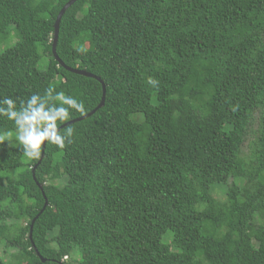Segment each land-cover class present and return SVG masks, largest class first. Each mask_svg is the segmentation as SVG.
I'll list each match as a JSON object with an SVG mask.
<instances>
[{
	"label": "trees",
	"instance_id": "obj_1",
	"mask_svg": "<svg viewBox=\"0 0 264 264\" xmlns=\"http://www.w3.org/2000/svg\"><path fill=\"white\" fill-rule=\"evenodd\" d=\"M67 1L0 0L17 110L49 88L84 103L72 119L100 102L52 54ZM55 52L104 104L39 163L0 118V264H264V0H75Z\"/></svg>",
	"mask_w": 264,
	"mask_h": 264
},
{
	"label": "clouds",
	"instance_id": "obj_2",
	"mask_svg": "<svg viewBox=\"0 0 264 264\" xmlns=\"http://www.w3.org/2000/svg\"><path fill=\"white\" fill-rule=\"evenodd\" d=\"M148 84L156 87V79L149 77ZM54 88L46 90L42 97L31 95L19 110L16 101L5 96L0 100V118H6L14 123L16 138L22 147L24 156L28 159H39L42 145L45 142L64 149L73 142L74 129L70 126L61 132L58 125L72 119L73 112L83 114L86 112L84 103L63 91L54 93ZM58 101L59 103H55ZM7 139L0 135V143Z\"/></svg>",
	"mask_w": 264,
	"mask_h": 264
},
{
	"label": "water",
	"instance_id": "obj_3",
	"mask_svg": "<svg viewBox=\"0 0 264 264\" xmlns=\"http://www.w3.org/2000/svg\"><path fill=\"white\" fill-rule=\"evenodd\" d=\"M75 0H68L59 10L55 20H54V24H53V27H54V31H53V38H52V47H51V50H52V54L54 56V58L59 62V64L61 66H63L64 68H66L67 70L69 71H72L74 73H78V74H81V75H84V76H90V77H94L96 78L97 80H99L102 84V95H101V99H100V102L99 104L93 109L91 110L90 112H88L87 114H84L80 117H77V118H74V119H71L67 122H65L64 124H62L61 126H59L58 128L60 129L61 127L65 126V125H68L72 122H75V121H78V120H81L85 117H88L89 115H91L96 109H98L99 107L103 106L104 104V99H105V86H104V83L103 81L96 75L92 74V73H89L87 72L86 70L84 69H78V68H72V67H69V66H66L62 60L57 56L56 52H55V46H56V41H57V36H58V29H59V22H60V19L62 17V15L64 14L65 10L74 2ZM46 143V142H45ZM44 148H45V144L42 145V152H41V156L40 158L38 159V162L40 161V159L42 158L43 154H44ZM37 164L34 165V167L32 168V175L34 177V170H35V167H36ZM37 183V186L40 188L41 192H42V196L44 197V203H43V206L42 208L40 209V211L38 212V214H36V216L32 219L31 221V224H30V228H29V238H31V233H32V225H33V222L35 220V218L44 210V208L47 206L48 204V200L47 198L45 197V194L43 192V189H42V185L38 182ZM44 260V259H42Z\"/></svg>",
	"mask_w": 264,
	"mask_h": 264
},
{
	"label": "rangeland",
	"instance_id": "obj_4",
	"mask_svg": "<svg viewBox=\"0 0 264 264\" xmlns=\"http://www.w3.org/2000/svg\"><path fill=\"white\" fill-rule=\"evenodd\" d=\"M13 41H11V39H8L6 40V38H1L0 37V51L2 49H4L5 47L9 46ZM255 129H256V123H253L251 126H250V132L247 134V137L243 143V151L244 152H247L248 150V144L249 142L254 138L255 136ZM12 139H16V137H12ZM212 196L213 197H216V198H219V199H222L224 197L223 195V188L222 187H219V188H215L213 191H212ZM6 222H10L8 220H6ZM4 244L3 242L0 243V254L1 256L6 260V261H10V262H14V257L13 255L15 254L16 252V249L9 246V247H6V249H4ZM86 253V252H85Z\"/></svg>",
	"mask_w": 264,
	"mask_h": 264
}]
</instances>
